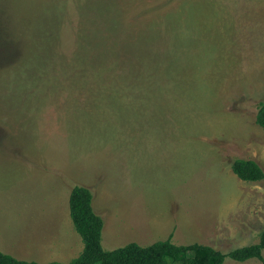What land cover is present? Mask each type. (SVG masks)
I'll use <instances>...</instances> for the list:
<instances>
[{
  "label": "rangeland",
  "instance_id": "obj_1",
  "mask_svg": "<svg viewBox=\"0 0 264 264\" xmlns=\"http://www.w3.org/2000/svg\"><path fill=\"white\" fill-rule=\"evenodd\" d=\"M262 102L264 0H0V251L77 257L74 184L108 251L258 242Z\"/></svg>",
  "mask_w": 264,
  "mask_h": 264
},
{
  "label": "trees",
  "instance_id": "obj_2",
  "mask_svg": "<svg viewBox=\"0 0 264 264\" xmlns=\"http://www.w3.org/2000/svg\"><path fill=\"white\" fill-rule=\"evenodd\" d=\"M256 123L264 128V102L260 104ZM233 172L239 178L256 182L264 180V169L253 159L238 158L233 162ZM94 194L89 187L74 184L70 195V212L73 224L81 235L84 248L70 262L52 261L47 264H224L229 257L244 262L249 259L264 260V227L259 241L223 253L200 243L175 244L171 237L148 246L131 242L112 251L102 245L104 219L93 208ZM0 264H40L37 261L18 259L0 251Z\"/></svg>",
  "mask_w": 264,
  "mask_h": 264
},
{
  "label": "crops",
  "instance_id": "obj_3",
  "mask_svg": "<svg viewBox=\"0 0 264 264\" xmlns=\"http://www.w3.org/2000/svg\"><path fill=\"white\" fill-rule=\"evenodd\" d=\"M59 208H61V206H59ZM69 211H70V199H69ZM70 216H71V212H70ZM71 219H72V218H71ZM72 222H73V220H72ZM73 225H74V224H73ZM74 227H75V226H74ZM83 248H84V247H83ZM82 251H83V250H82ZM82 251H81V252H82ZM80 254H81V253H79V255H80ZM79 255H78V256H79ZM78 256H77V257H78ZM75 258H76V257H75ZM55 261H58V260H55ZM59 261L62 262L63 260H59ZM64 261H65V260H64ZM51 262H52V261H51ZM40 264H41V263H40Z\"/></svg>",
  "mask_w": 264,
  "mask_h": 264
}]
</instances>
